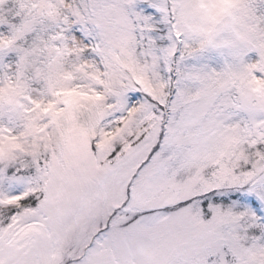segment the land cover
<instances>
[{"label": "snow or ice", "instance_id": "obj_1", "mask_svg": "<svg viewBox=\"0 0 264 264\" xmlns=\"http://www.w3.org/2000/svg\"><path fill=\"white\" fill-rule=\"evenodd\" d=\"M0 264H264V0H0Z\"/></svg>", "mask_w": 264, "mask_h": 264}]
</instances>
